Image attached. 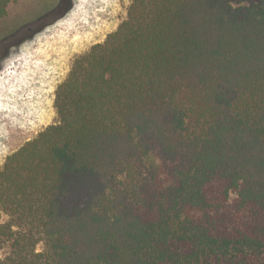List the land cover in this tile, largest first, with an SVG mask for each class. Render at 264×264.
I'll return each mask as SVG.
<instances>
[{
	"label": "trees",
	"instance_id": "trees-1",
	"mask_svg": "<svg viewBox=\"0 0 264 264\" xmlns=\"http://www.w3.org/2000/svg\"><path fill=\"white\" fill-rule=\"evenodd\" d=\"M54 107L0 169V264H264V0H132Z\"/></svg>",
	"mask_w": 264,
	"mask_h": 264
},
{
	"label": "rangeland",
	"instance_id": "rangeland-1",
	"mask_svg": "<svg viewBox=\"0 0 264 264\" xmlns=\"http://www.w3.org/2000/svg\"><path fill=\"white\" fill-rule=\"evenodd\" d=\"M131 2L16 0L9 5L0 20V169L7 156L57 122V86L78 57L125 20ZM5 220L2 216L0 223Z\"/></svg>",
	"mask_w": 264,
	"mask_h": 264
},
{
	"label": "flooded vegetation",
	"instance_id": "flooded-vegetation-1",
	"mask_svg": "<svg viewBox=\"0 0 264 264\" xmlns=\"http://www.w3.org/2000/svg\"><path fill=\"white\" fill-rule=\"evenodd\" d=\"M59 11H60V7H59V9L56 10V12H59Z\"/></svg>",
	"mask_w": 264,
	"mask_h": 264
}]
</instances>
